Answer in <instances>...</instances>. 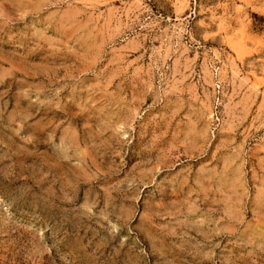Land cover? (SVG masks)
Returning <instances> with one entry per match:
<instances>
[{
	"label": "rangeland",
	"instance_id": "obj_1",
	"mask_svg": "<svg viewBox=\"0 0 264 264\" xmlns=\"http://www.w3.org/2000/svg\"><path fill=\"white\" fill-rule=\"evenodd\" d=\"M0 264H264V0H0Z\"/></svg>",
	"mask_w": 264,
	"mask_h": 264
}]
</instances>
